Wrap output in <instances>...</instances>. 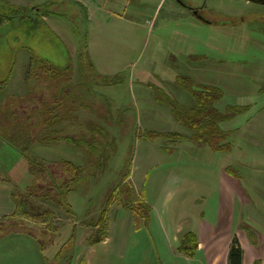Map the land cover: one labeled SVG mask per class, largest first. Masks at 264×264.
<instances>
[{
	"label": "rangeland",
	"instance_id": "1",
	"mask_svg": "<svg viewBox=\"0 0 264 264\" xmlns=\"http://www.w3.org/2000/svg\"><path fill=\"white\" fill-rule=\"evenodd\" d=\"M160 1L126 0L127 7L111 10L108 0H0V170L17 179L18 192L13 220L0 231L33 232L51 257L47 264H74L80 249L68 246L67 224L77 226V239L82 230L92 232V239L101 236L93 225L116 186L106 208L111 225L114 213L130 209L139 227L133 205L147 195L158 212L155 200L176 198L178 182L189 187H182L187 195L181 204L191 202L180 208L174 199L168 213L196 218L184 231L204 244L231 246L240 226L264 232V0H162L154 14ZM194 7H208L213 27L192 23ZM104 77L121 82L104 85ZM179 77L219 89L218 109H234L222 124L230 152L187 155V140L171 146L167 139L138 138L150 130L191 136L170 104L156 100L164 91L192 108L191 95L176 85ZM73 131L83 141L76 151L45 144L57 149L30 154L27 146L43 144V135L73 137ZM71 161L81 168L79 184L67 196L73 217L58 204L74 176L61 163ZM226 167L230 173L222 171ZM224 174L235 182V192L226 196ZM247 196L253 199L248 204ZM44 210L53 213L51 221L41 216ZM225 215L233 217L227 226ZM137 244L126 262L145 259L147 251Z\"/></svg>",
	"mask_w": 264,
	"mask_h": 264
},
{
	"label": "crops",
	"instance_id": "2",
	"mask_svg": "<svg viewBox=\"0 0 264 264\" xmlns=\"http://www.w3.org/2000/svg\"><path fill=\"white\" fill-rule=\"evenodd\" d=\"M108 1L111 10L128 6V2L126 3V0H108ZM161 2L162 0L158 4L159 6L156 7L154 14L157 13V9L158 7H160ZM136 11L138 13L146 12L144 9L140 7H137ZM195 11L197 15L193 14L188 16L192 19L191 20L192 23L203 27L204 26L213 27L210 21L212 20L211 19L212 14L208 9V7L203 11L198 7H194L193 13H195ZM109 13L118 16L115 12L109 11ZM199 13H204L203 17H201ZM118 17L122 19L121 16ZM173 32L176 35L185 38L191 37L189 34L182 33L180 31L179 32L173 31ZM73 51L76 55V58H78L77 57L79 52L78 49L74 47ZM69 62L72 63V58L70 59ZM68 65L62 68L61 70L66 69ZM72 71L74 76L75 68H72ZM91 71L94 75H96L94 69H92ZM28 72H29L28 70L23 68L22 76H25ZM7 85L8 82L6 84V87ZM17 94L18 92L15 93V95ZM63 122L65 121H62L61 123L63 124ZM152 124L153 123H150V125ZM64 125L65 124H63L62 126ZM58 129H60L59 131L62 130L61 127ZM157 132L161 133L162 131L161 132L157 131ZM72 133L76 134V131H73ZM77 135L78 134L73 136H77ZM181 136L186 137V134H182ZM79 137H81L80 134ZM64 143H62V145L55 144L56 145L55 147H57L58 149L61 148L62 150H66V151L67 150L76 151L77 149L80 148V147L78 148L77 146L73 147L67 143L65 144ZM182 143L188 145L186 148L184 146L182 147L183 152L187 153V155L195 154L200 156L202 155V153H205L206 151L210 152V150L205 146L194 145L189 141L187 143L185 142ZM39 146H45V148H38ZM27 147L29 148L30 154H33L32 150H38L39 152L40 151L52 152L57 149V148H52L54 147L53 145H45L39 143L38 144L30 143ZM60 153L62 154L61 151ZM68 153H72V152L68 151ZM62 155H66L65 152ZM189 160L193 161L190 158ZM70 163L75 165L72 161ZM224 169L222 171H224ZM26 173L28 174V171H26ZM26 173H24V175ZM130 176L131 175L129 174L128 178ZM224 176H225V180L223 181L224 186L222 192L223 195L226 196L227 194H232L235 192V188H234L235 182L234 181H232L231 183L227 182L226 180L227 175L224 174ZM16 181H17L16 178L10 177V174H7L2 170H0V229L4 224H11V221L13 220L14 211L16 208L15 203L18 195ZM175 184L177 188L176 194L178 193L176 198L173 196L172 198H167V199L164 198V200L162 199L155 200L158 212H154V209L149 203L150 201L147 199V195L146 197L142 196V201H144L150 207V213L148 218H142L141 216L137 215V219L140 222L139 227H136L135 225L136 214L134 213V211L132 212L134 213L135 216L132 215L130 212H128L131 211L130 209L125 212L114 213L112 218V225L111 224L108 225V234L106 239L95 245H89L87 243L80 244L79 246L80 251L78 254H76L74 264H229V251L231 247L230 242L229 243L224 242L222 244H219V241L212 240L210 241L211 244L207 245L204 244L203 241H200L199 237L195 234L194 235L196 236L198 241V246L195 251V255L193 257H188L186 255L184 256V254L182 253H178L179 252L178 248L181 240V238L179 239V237L180 236L182 237L184 234L189 232L194 233L191 230L184 231V229L190 228L192 223L197 222V220L196 218L190 216L182 217L180 213H177V215H172L171 212H169L170 214L168 213V209H169L168 205L173 204L174 202L172 203V201L174 199L178 200V206L180 208L191 202L190 200V202L188 203L181 204V200L184 198L185 195H187L186 194L187 192H185V190H183L184 192L181 191L184 188L183 186L185 187L187 186L178 182ZM192 192H194V190ZM141 194H145V191L142 190ZM247 199L249 201L245 200L246 204H248V202L253 201V199H250L248 196ZM248 217L251 219V214H249ZM232 220H233L232 216L225 215V223L223 224V226L224 225L227 226L228 224H231ZM240 220L242 219L240 218ZM240 227L239 229L236 230L235 235L238 244L240 246V249L242 251L241 264H257V263L264 264V232L260 231V234L259 233L257 234V232L255 233V232H250L249 230H241ZM85 232H87V230H82L81 235ZM206 233L209 234V232ZM201 237L203 238L206 237L203 232H201ZM137 243L140 244L139 246L141 248H144L147 251L146 255H149L150 257L145 255V259L143 260H135L134 258V260H130L129 262L128 261L126 262L127 253ZM99 247H103L104 251L98 253L97 250L99 249ZM79 254L81 258L78 261L77 257ZM49 259H51V257ZM46 263H47L46 250L44 251L41 248L38 237H36V235L33 234V232L19 231V229L9 230L6 232L0 231V264H46Z\"/></svg>",
	"mask_w": 264,
	"mask_h": 264
},
{
	"label": "trees",
	"instance_id": "3",
	"mask_svg": "<svg viewBox=\"0 0 264 264\" xmlns=\"http://www.w3.org/2000/svg\"><path fill=\"white\" fill-rule=\"evenodd\" d=\"M81 58L82 56H80L79 59L81 60ZM69 70L71 72V68H69ZM57 73H62V72H57ZM104 78L108 80L107 82L104 83V85H117L121 82L118 78H107V77H104ZM2 83L0 87H2ZM176 85L191 95V97L194 100V106L192 108L187 109V108L180 106L170 95L166 94L164 91H162V94H159L157 96L156 100L160 102L163 101L165 103L170 104L176 121L180 123L181 125H183L189 132H191V136L189 138H184L183 136L178 135L176 133H158L154 131H144L143 134L139 132L138 138L142 140H148V141H152L158 138L167 139L168 142H170L171 146H175L179 144L180 142L187 139V141H189L190 143L194 145L207 147L213 153L230 152L231 146L228 142L229 132L224 131L222 129V124L226 123L227 121L231 119V116H232L231 112L234 109H232L231 107H228L226 108L225 112H221L218 109L217 104L223 99V93L217 88L205 86V85H199L196 82H194L192 79H190L189 77H179L177 79ZM54 121L57 122L56 119L53 120V122ZM54 132L58 134V131H54ZM43 136L42 138H39L38 140L40 143H43V144H59L60 142H63V143L65 142L73 147L75 146L79 147L83 142L82 138L75 137V136L73 137L65 136V135H56V136H50V137L49 136L46 137L45 135ZM6 140L10 143L15 144L14 142L15 140L14 141L13 140L9 141V139H6ZM166 149L168 148L166 147ZM28 158L30 157L28 156ZM31 159L34 160L33 158ZM33 162H37V161L34 160ZM61 165L63 167H66L69 170H72V172L74 173V176H73V179L69 183L70 185L69 188L67 187V189L63 192L61 200L58 201V204L60 205V207L65 209L68 215L73 217L74 214H73L71 206L67 202V196L68 194L73 192L74 188L77 187V185L79 184V181H80L79 174L81 173V168L79 166H75L67 162L61 163ZM230 171H231L230 167H226L224 169V172L230 173ZM116 187L112 189L110 195L104 201L103 208L102 210H100V213H99V217L97 218V221L93 225L94 228L96 227L101 228L100 237L92 239L91 238L92 232H89L87 230V232L80 235L81 237L77 239L76 238L77 237V226H69L67 224V227L64 230V232H67V233L71 232L70 237L68 239L69 242L67 241L69 243L68 246H70L71 249L76 250L77 247H79L80 244L82 243H87L89 245H95L97 243H100L107 237L109 221L106 216V208L112 204V201H113L112 195L115 194V189H117ZM125 206L129 207V203L126 202ZM132 211H136L142 218H148L149 213H150V207L144 201H141L140 203H136L135 205H133ZM39 215L31 214V217L38 219L37 216ZM44 215H46V218H45L46 222L51 221L52 218H50V220L47 219L51 215L53 216V213L50 210H44L43 212H41V216H44ZM38 240H39L41 248L45 250L40 239ZM197 246H198V241H197L196 236L193 233L189 232V233L184 234L181 237L178 251L182 254H185L188 257H193L195 255ZM58 256H59L58 253L55 254L53 260L58 259ZM50 260L51 259L46 257L47 262ZM241 263H242V251L240 249L237 239L234 238L232 245L230 247V251H229V264H241Z\"/></svg>",
	"mask_w": 264,
	"mask_h": 264
}]
</instances>
